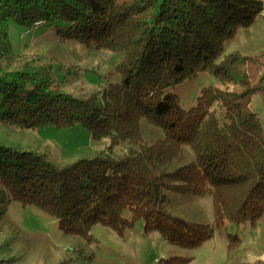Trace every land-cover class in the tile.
Here are the masks:
<instances>
[{
  "label": "trees",
  "instance_id": "trees-1",
  "mask_svg": "<svg viewBox=\"0 0 264 264\" xmlns=\"http://www.w3.org/2000/svg\"><path fill=\"white\" fill-rule=\"evenodd\" d=\"M261 2L0 0V62L15 65L19 56L10 42L12 23L28 29L44 24L59 39L122 53L115 66L119 80L85 98L58 89L52 63L0 67V124H82L94 140H108L93 157L63 166L44 151L0 141V202L34 205L71 235L86 236L94 224L121 233L142 218L145 229L186 248L200 245L226 221H257L264 213V126L249 102L256 90L264 92V77L250 85L242 69L249 57L223 50L236 27L254 20ZM205 69L223 86L204 87L194 106L182 108L170 88ZM229 84L242 90L224 88ZM215 105L223 109V121ZM142 117L163 130L157 143L143 140ZM185 144L193 158L169 170L183 159L177 147L182 152ZM168 178L182 183L179 192L212 197V224L166 210L162 186Z\"/></svg>",
  "mask_w": 264,
  "mask_h": 264
},
{
  "label": "rangeland",
  "instance_id": "rangeland-1",
  "mask_svg": "<svg viewBox=\"0 0 264 264\" xmlns=\"http://www.w3.org/2000/svg\"><path fill=\"white\" fill-rule=\"evenodd\" d=\"M261 1L262 6L255 12L254 20L246 26L236 27L223 50L224 53L236 51L249 57L242 69L248 74L250 85L257 84L264 77V0ZM9 35L13 52L19 56L15 65L2 60V69L9 70L10 66H18L25 60L34 65L52 63L59 81L58 89L80 98L119 80L115 66L122 58L120 52L96 49L73 39H59L53 29L44 24L28 29L12 23ZM210 85L223 86L205 69L170 91L178 96L180 106L188 109L196 104L201 90ZM240 85L229 84L224 88L241 91ZM249 108L264 126L263 91L256 90L252 94ZM215 109L217 117L223 121V109L218 105ZM139 129L148 144H155L164 136L163 130L145 117L140 118ZM0 141L44 151L58 166L93 157L108 145L107 139L94 140L89 129L82 124L60 128L52 125L18 128L0 124ZM177 151L182 153L183 159L172 162L167 167L169 170L187 163L194 156L187 144L181 146L182 152L178 147ZM180 183L174 178L164 180L162 191L167 197L166 210L191 222L212 224V197L179 192ZM0 205V264H165V259L175 256L190 258L187 264H264V213L253 223L226 221L200 245L186 248L169 243L157 229H145L142 218L134 219L121 233L94 224L86 236H81L63 233L55 218L34 205L8 200ZM124 216L131 219L129 211H124Z\"/></svg>",
  "mask_w": 264,
  "mask_h": 264
}]
</instances>
